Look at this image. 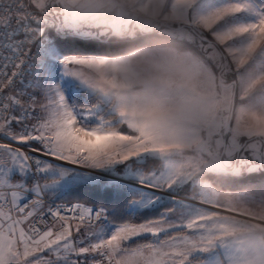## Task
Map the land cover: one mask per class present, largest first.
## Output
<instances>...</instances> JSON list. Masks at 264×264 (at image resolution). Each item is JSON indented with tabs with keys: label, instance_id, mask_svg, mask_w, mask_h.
<instances>
[{
	"label": "snow or ice",
	"instance_id": "snow-or-ice-1",
	"mask_svg": "<svg viewBox=\"0 0 264 264\" xmlns=\"http://www.w3.org/2000/svg\"><path fill=\"white\" fill-rule=\"evenodd\" d=\"M0 141V264H264V0H0Z\"/></svg>",
	"mask_w": 264,
	"mask_h": 264
},
{
	"label": "trees",
	"instance_id": "trees-1",
	"mask_svg": "<svg viewBox=\"0 0 264 264\" xmlns=\"http://www.w3.org/2000/svg\"><path fill=\"white\" fill-rule=\"evenodd\" d=\"M91 194L93 196H97V195H100L97 191L93 190L91 191ZM186 195H188V192L186 194V192L182 191L181 193H179L178 196H182V197H185ZM69 196L71 197V200H69ZM69 196H66V197H63L62 199H59V200H56V202H63V203H75L74 201V195H69ZM103 199H105V201H108L110 200V197L109 196H103ZM73 201V202H71ZM83 201V200H82ZM160 211H163V208H160L156 211H147L145 212L142 216H137L136 219L137 220H143V219H148V218H151L153 216H157V213H159Z\"/></svg>",
	"mask_w": 264,
	"mask_h": 264
},
{
	"label": "rangeland",
	"instance_id": "rangeland-1",
	"mask_svg": "<svg viewBox=\"0 0 264 264\" xmlns=\"http://www.w3.org/2000/svg\"><path fill=\"white\" fill-rule=\"evenodd\" d=\"M149 167H152L153 165L151 164V163H149V165H148ZM186 194H187V192H186ZM190 193H188V195H189ZM81 199L83 200V197L86 195L89 199H92V200H105V199H103V196H101V195H97V196H93L92 194H91V191H88V192H81ZM66 197V196H65ZM74 198V202H76V197L75 196H73ZM178 199H183V198H185V197H182V196H178L177 197ZM60 199H62V198H60ZM55 200H59V199H57L56 197H55ZM69 200H71V197L69 196ZM71 202H73V201H71ZM160 209V208H159ZM159 213H157V215H158Z\"/></svg>",
	"mask_w": 264,
	"mask_h": 264
},
{
	"label": "built area",
	"instance_id": "built-area-1",
	"mask_svg": "<svg viewBox=\"0 0 264 264\" xmlns=\"http://www.w3.org/2000/svg\"><path fill=\"white\" fill-rule=\"evenodd\" d=\"M0 142H3V141H0ZM46 201H48V200L46 199ZM54 203H55V204H61V205H70V204H72V203H63V202H56V201H55ZM48 219H49V222H51V219H52V218L49 217Z\"/></svg>",
	"mask_w": 264,
	"mask_h": 264
},
{
	"label": "crops",
	"instance_id": "crops-1",
	"mask_svg": "<svg viewBox=\"0 0 264 264\" xmlns=\"http://www.w3.org/2000/svg\"><path fill=\"white\" fill-rule=\"evenodd\" d=\"M45 199H47L48 201H54V202L56 201L55 196H48Z\"/></svg>",
	"mask_w": 264,
	"mask_h": 264
}]
</instances>
